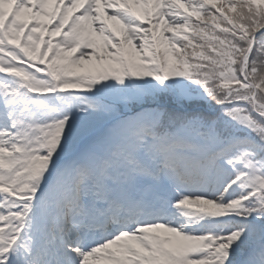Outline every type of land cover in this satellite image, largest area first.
Segmentation results:
<instances>
[{
    "label": "snow or ice",
    "instance_id": "6c2138e0",
    "mask_svg": "<svg viewBox=\"0 0 264 264\" xmlns=\"http://www.w3.org/2000/svg\"><path fill=\"white\" fill-rule=\"evenodd\" d=\"M0 264H264V0H0Z\"/></svg>",
    "mask_w": 264,
    "mask_h": 264
}]
</instances>
